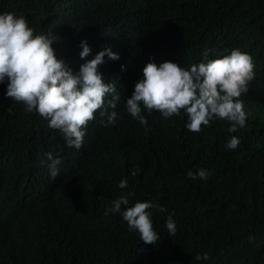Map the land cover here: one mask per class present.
Listing matches in <instances>:
<instances>
[{"label": "trees", "instance_id": "1", "mask_svg": "<svg viewBox=\"0 0 264 264\" xmlns=\"http://www.w3.org/2000/svg\"><path fill=\"white\" fill-rule=\"evenodd\" d=\"M5 12L53 33L56 57L74 73L105 49L118 54L98 72L116 82L121 101L117 122L104 126L97 112L76 150L0 84V264H264V0H0ZM82 41L91 48L85 59ZM206 48L209 60L234 49L252 57L243 129L231 133L214 119L194 133L183 112L164 118L144 109L147 125L132 118L125 103L149 62L189 68L206 62ZM232 136L241 141L235 150L226 147ZM49 152L62 161L56 180ZM198 169L207 179L187 177ZM125 192L135 193L129 206L166 209L148 210L155 245L120 213L105 215ZM170 214L175 236L165 227Z\"/></svg>", "mask_w": 264, "mask_h": 264}, {"label": "clouds", "instance_id": "2", "mask_svg": "<svg viewBox=\"0 0 264 264\" xmlns=\"http://www.w3.org/2000/svg\"><path fill=\"white\" fill-rule=\"evenodd\" d=\"M53 33L37 34L29 26L24 16L5 12L0 14V84H7L6 96L17 104L25 106V111L36 112L51 129L59 130L69 148L80 150L84 143L86 129L99 112L104 126L114 125L119 119L117 107L121 94L116 82L106 84L98 68L105 62V56L119 60L118 54L105 49L92 60L80 66L78 73L67 67L56 57ZM80 58L91 54L86 41L81 42ZM201 55L206 62L193 64L189 68L173 62L157 65L149 62L143 69V79L136 83L131 98L125 103L126 111L141 125L148 121L142 111H154L164 118L187 116L186 128L194 133L210 126L214 119L229 123L228 131L237 132L246 126L248 113L241 97L247 94L249 83L255 78L252 57L234 49L230 55L209 60L210 49ZM122 71L126 69L124 66ZM111 97V98H109ZM241 143L232 136L227 149L235 150ZM49 175L56 180L60 175L58 165L61 160L47 153ZM207 169L188 171L192 180L207 179ZM120 189H127V180L121 181ZM134 192L122 193L111 201L105 215L120 213L130 231L139 233L140 240L155 245L160 236L153 227L149 209L159 207L151 202L130 201ZM123 207V210H122ZM170 236H175L177 225L170 214L165 225ZM252 239V238H250ZM208 259L207 254L196 259Z\"/></svg>", "mask_w": 264, "mask_h": 264}]
</instances>
